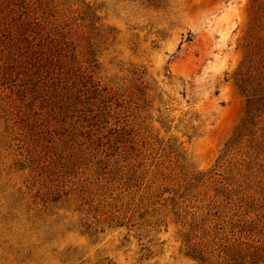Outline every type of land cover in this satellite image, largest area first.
Here are the masks:
<instances>
[{
    "label": "rangeland",
    "instance_id": "obj_1",
    "mask_svg": "<svg viewBox=\"0 0 264 264\" xmlns=\"http://www.w3.org/2000/svg\"><path fill=\"white\" fill-rule=\"evenodd\" d=\"M262 58L264 0H0V264H264V152L227 147Z\"/></svg>",
    "mask_w": 264,
    "mask_h": 264
},
{
    "label": "trees",
    "instance_id": "obj_2",
    "mask_svg": "<svg viewBox=\"0 0 264 264\" xmlns=\"http://www.w3.org/2000/svg\"><path fill=\"white\" fill-rule=\"evenodd\" d=\"M252 69L254 70H249L236 81L240 93L245 97V113L240 125L230 138L227 147L239 144L244 139L246 149L252 152V156L255 159L264 152V129L258 126V118L264 114V58L258 61ZM74 85L72 84L68 90L61 88L59 92H54L53 94L55 99L53 105L60 116V120L75 118L78 122L86 123V127H92L95 130L102 129V123L106 122L104 120L103 101L97 100V96L100 94L95 84L91 86L93 87L91 90L88 88L81 90L80 87L73 90ZM258 131L259 135H257ZM106 132L105 135L97 137L95 144L96 146L106 144L111 150L109 155L114 154L118 144L130 141L131 131L129 129L122 127L119 129H108ZM82 133L88 136L89 133L91 134V130L80 131L78 134L83 135ZM101 141L105 142L102 143ZM128 182L130 185H135L136 176L129 178ZM184 241L187 242V239L185 238ZM190 254L201 259L200 254H195V252ZM260 259L261 256L257 253L250 255L241 254L237 248H232L229 261L222 264H253Z\"/></svg>",
    "mask_w": 264,
    "mask_h": 264
}]
</instances>
